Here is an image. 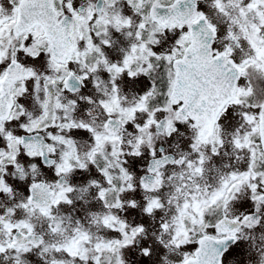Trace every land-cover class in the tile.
I'll use <instances>...</instances> for the list:
<instances>
[{
  "label": "flooded vegetation",
  "instance_id": "obj_1",
  "mask_svg": "<svg viewBox=\"0 0 264 264\" xmlns=\"http://www.w3.org/2000/svg\"><path fill=\"white\" fill-rule=\"evenodd\" d=\"M149 2L150 0L144 3L143 12H150L153 2ZM171 2L172 0H161V4L163 5H168ZM104 4L103 0L101 13L104 11ZM248 4L249 0H245L241 6H247ZM80 5L83 6L84 11L86 7L82 4ZM170 10H172L171 7L161 6L159 9L157 8V14L165 18L174 17V14L167 16ZM254 10L258 14L256 19L260 23V11L258 9ZM251 18L252 25L256 22L255 15ZM152 21V26L147 24L142 30L143 39L149 40L151 37L155 40V36L158 37V45L156 43H150L149 45L152 48H156L161 44L160 36H165V39H163L165 44L160 47L165 52L171 51L174 46L171 36L177 34V28H165L161 30L158 22ZM185 26L187 27V25ZM127 29L133 32L131 42L127 48H124V52L120 53L119 50H116L112 57L108 55L111 44L106 45L103 43L105 39H102L101 35H97L98 27L93 29L91 38L94 43L99 45L101 51L93 49L86 57H80L84 63L82 65L87 69L89 75L84 78L83 82L79 79L80 88L76 90L66 87L64 79H60L64 96H68L69 100L76 102V106H73L72 112L66 113V110L63 111L64 108H62V111L55 115V110L51 105L52 101L49 98V101H47V118L41 120L45 111L44 107L40 118L37 120L34 118L29 121L30 126L34 121H39L40 126L32 128L31 131L27 129L19 135L27 134L35 136L36 134H41L40 143L32 142L37 137H32L29 139L28 144H23L15 140V137L18 135H13L11 139L7 135L5 137L0 135V182L11 185L12 188L11 192L0 189V215H3L5 219H10L13 223L19 220H28L34 228L31 233H29L27 228H23L22 230L13 228L12 232L9 233L4 225L0 223V243L7 244L11 240H15L17 243V247H9L4 252H0V264H29V252L33 253L36 250H40L43 254V264H54V262L56 264H96L93 257L97 255L100 257L101 264H118L119 259H122L124 264H178V260L182 258L183 252L185 250L191 251V249L187 245L177 248L174 244L169 243L172 240L175 229L172 219L177 213V204H182L186 199H192L189 193L202 192L205 188L211 191L219 187L222 177L227 176L233 170L242 172L248 169L252 159L250 149L247 147L238 148L234 144L235 136H240L243 139L252 129V124L243 115V125L239 122H232L233 126H235V132L228 140L224 137L225 126L221 122L222 126L218 129V133L224 141L222 145L219 142L215 144L201 143L198 149H194L191 145L198 131L196 128L190 126L195 122L194 119L189 117L188 121L174 120V123L177 125L176 130L169 134L165 125L168 123L169 117L175 116V112L163 108L157 112H162L163 115L156 117L158 120H164L163 129L159 131L155 127L156 123H153L154 130L151 126L146 129L136 127L138 123L144 124L147 121L149 111L137 109L132 119H128V114L122 113L119 110L112 112L110 127L121 137L122 142H116V147L122 151H116L113 142L106 141L102 150L95 153V160L89 159V154L97 143L95 135L88 128L68 127L67 125L71 121H75L77 124L83 121L92 125L96 131L105 132V122L109 120V113L100 101L111 99L112 95L118 91L120 104L124 108H131L137 104L143 93L152 86V81H155L157 91L155 95L149 98V110L167 104L170 99L168 95V70L172 65L165 59L158 60L155 56H151L150 60L152 61L153 68L149 69L147 74L142 71L139 72L136 77L128 76L127 69L119 75H115L114 70L112 72L108 71L105 61L101 59L102 56L107 57L108 64L123 63L124 56L131 51V45L140 42L136 37V32L140 30L139 25L133 29L128 25ZM77 31L79 32V29ZM28 32L29 29L25 31V33ZM76 39L79 48H81L80 40H78L80 38L76 37ZM232 42L234 45L240 46V42ZM215 44L217 43L215 42ZM87 46L88 44L85 49ZM97 63H99V67L95 71H90L89 66ZM147 64L148 61L144 60L141 56L132 64V68H146ZM251 71L254 72L253 76L251 74L241 76L238 83L245 87L251 85L253 93L243 98V104L229 105L230 111L241 105L255 109L253 111L243 110L242 114L244 112L258 113L260 111L259 105L264 103V71L257 69L254 65H250L247 73H251ZM67 72L68 69H65L62 76H66ZM74 72L77 77L83 73L78 70ZM114 76L115 84L119 85L118 89L114 88ZM243 78L245 81L242 84L240 82ZM19 82L20 80L15 81L13 88ZM49 96H54L53 92ZM88 97H91V100ZM15 101L7 117H13L14 109L18 104L16 98ZM180 103H185V101L181 100ZM172 107L175 109L176 105ZM80 109H82V112L85 110L90 118L81 119L79 116L82 114ZM7 117L0 119V125L11 119ZM257 120H259V116H257ZM227 124L231 125L230 123ZM43 125H48V127H44ZM54 127L57 128L56 132H54ZM49 131L53 132L56 136L70 139L75 146V154L79 156L80 160L71 159V163L76 166L69 172L56 175L55 169L56 164L63 160L64 153L70 150L71 145L63 141L54 140L53 137L48 135ZM183 135L187 137V140L183 139ZM141 136H143L144 141L139 145V154H137L134 149H136L138 138ZM251 139L255 141L253 147L258 149L256 154V171L264 170V157H260L259 155V151L264 150V146L259 132L254 133ZM50 143L55 145V151H51L48 148ZM14 145L19 146V150H26L27 154L29 150L43 151L42 157L36 156L40 168V176L29 179L28 182L25 180L22 186L16 185L15 180L9 178L11 167L17 165L18 162L17 156H14ZM214 147L218 148L219 151L213 152ZM153 149H155L154 155ZM201 154L210 158L205 161L203 174L193 175L188 161L194 160L196 163H199ZM29 157L33 158V156ZM152 160L157 161L152 162ZM80 161L87 164V167H80ZM233 164L236 165L232 166ZM121 165L127 169L128 173L132 174L129 178H124L127 174L123 172ZM150 167L154 168L151 170ZM100 169H107V173L112 177V184L108 183L106 174L101 172ZM36 180L45 182L52 188H56L57 191L60 185L65 187L72 185V191L68 193L72 203L62 200L58 205H51V216L44 215L39 208H33L31 204L25 208L23 202L27 201L29 194L28 186ZM92 181H97V183L94 184ZM145 182L150 187L145 188ZM169 182L171 184H165ZM253 182L258 185L257 193L264 192V179L262 177L257 176ZM113 184L115 188L112 187ZM128 184H134L135 188H128ZM196 184L200 185V189H196ZM101 188L109 189L105 198L99 196ZM122 188L123 190H121ZM167 188L168 190L166 191ZM253 195L254 193L249 183L245 182L239 185L238 191H234V197L229 202L227 209L222 204L219 206L212 205L205 212V219L213 225L225 213L229 216L238 215L241 220L250 212L260 217V222L252 227H249L247 223L232 225L233 227L238 226L240 228V231L237 233L240 239H232L227 246L230 251L236 250L238 253L235 264H264V255H262L264 254V201L259 202L260 209L257 211L256 205L258 201L252 199ZM157 198L163 204V207L154 208L152 213H146L144 211L145 207L150 201H154ZM34 200L41 203H50L51 196L47 191L41 192L40 190H36ZM131 200L136 201L135 208L129 203ZM117 201L122 202V204L115 206ZM9 209L13 211H9ZM110 214H114L125 220L128 224L127 230L129 232L139 224L145 225L144 231L136 235L132 244L120 247L115 242L123 240V234L119 231V228L113 229L104 223V217ZM40 216L43 219V228L41 230L36 226L39 225L37 219ZM164 220H168L171 225L168 231L161 230L160 225ZM186 223L193 228L191 237L195 241L202 234L199 230L200 225L193 226L190 219L186 220ZM156 225L158 226V232L154 238L160 243V246L154 249L153 242L145 240H147V232ZM54 228L56 229L55 231L53 230ZM77 228L87 231L91 236V241H83L78 249L84 255L73 256L62 247L57 250L54 245L70 241L73 236L77 235L75 231ZM209 230L211 231L212 229ZM25 233L28 234L25 235ZM41 240L42 242H39ZM98 241H110L116 250L103 248L98 251L95 247ZM216 242L213 241L210 244H215ZM144 247L152 249V253L148 257H145L141 251ZM25 249L28 250L25 251ZM84 249H87V252H84ZM173 253L176 254L174 259L171 258ZM227 255V252H225V257ZM225 264H227V260Z\"/></svg>",
  "mask_w": 264,
  "mask_h": 264
},
{
  "label": "snow or ice",
  "instance_id": "obj_2",
  "mask_svg": "<svg viewBox=\"0 0 264 264\" xmlns=\"http://www.w3.org/2000/svg\"><path fill=\"white\" fill-rule=\"evenodd\" d=\"M9 2L12 4V10L3 16H0V42H2L3 35L6 31L9 35H12L13 29L19 33L23 31L25 27H31V25L24 24V18L26 15L30 14L31 9L38 2V0H9ZM45 2L52 6L56 16H66V13H63L62 8H55L54 0H45ZM193 3L196 5V0H193ZM178 4L179 0H172V2L168 5L161 4V0H153V5L150 12L147 14L142 13V15L145 16V19L140 21V30L136 32V37L140 42L133 43L131 45V51L124 56L123 63L108 64L107 57H101V59L105 61L109 72L114 70L115 75H119L120 73H123L125 69H127V74L131 77H136L141 71L147 74L149 69L153 68L152 61L150 60L151 56H155L158 60H167L169 64L172 65V67L168 70V95L170 98L168 103L158 106L156 109L149 110V98L155 95L157 91L155 81H152V86L143 93L137 104L133 105L131 108H124L120 104V96L118 91L112 95L111 99L100 101V103L104 105L105 110L109 113V120L105 122V132L96 131L92 125L84 123L83 121H80L79 124H77L75 121H71L67 125L68 127L88 128L95 135L97 143L89 154V159L93 161L95 160V153L102 150V147L106 141L113 142L114 149L116 151H122L116 147V142H122L121 137L114 129L110 127V121L112 118L111 113L117 110L121 111L122 113H127L128 119H132L134 117L137 109L149 111L147 121L144 124L138 123L136 125L137 128L141 129H146L153 123L159 125L160 120L156 119V112H158L161 108L174 111L175 116L169 117L168 123L165 125V128L169 134L176 130L177 125L174 123V120L188 121L189 117H192L195 122L190 126L198 130L197 135L193 138V143L191 145L194 149H198L201 143L215 144L216 142H219V144L222 145L224 141L220 137L218 129L222 126V123L227 124L231 117V111L228 106L232 104H243V98L253 93V87L251 85L245 87L239 84L238 81L241 76H245L247 74V69L250 65H254L257 69L264 71V0H249V4L247 6L241 7L242 14H246L245 8L258 9L260 11L261 21L259 24H252L251 32L248 31L245 25H241V29L246 32L247 39L251 48L254 49V52L253 54L244 56L240 59L234 56L235 49L231 41H236L237 43L239 42V37L234 32L228 31L227 34H225L223 29H220L221 39H228L230 42L223 45L215 44L218 29L217 25L209 19L208 12L205 7L207 0H204V2L195 6L191 15H187L186 17L184 13L179 14L181 18H177L176 16L169 18L158 16V5L174 8ZM210 6L211 5H209V7ZM215 6L220 11H225L223 0H215ZM68 10L73 15V22L80 24H83L87 20L91 19L92 14H94L96 11L94 6H90L88 9L89 15L86 17L80 10L71 4V0L68 2ZM56 16H53L52 19L55 20L56 25L61 26L60 30H62V20L56 19ZM148 18L157 21L161 30L165 28L180 29L178 35L173 34L171 36V39L174 41V46L171 51L165 52L160 46L156 48L149 46L150 43L158 44V37L155 38V40H153L151 37L149 40L143 39L142 30L146 27ZM97 19L102 20L106 24L111 22L104 19V17H97ZM200 21H204L206 23L209 33L212 37L210 41L201 40L200 33L193 27L195 24L200 23ZM33 23L39 24L40 22L33 21ZM118 23L130 25L131 17L119 20ZM185 25H187V30H185ZM105 31H107V29H105ZM35 35H42L39 27L36 28ZM44 35L47 36L49 40L55 41V37L48 35L47 33H44ZM97 35H99V33H97ZM79 37L80 39H84L83 31L79 33ZM24 41H26V43H22L19 46V48L23 49V51L20 52L21 56L25 57L29 62H34L44 58L40 49L33 48V37L25 34ZM87 42L88 47L84 50L79 48V44L74 38L72 41H67L65 46L59 50L50 44L47 49L43 50V52L45 54L49 52L51 53V56L48 57L51 62L50 66L56 71H60L61 68L66 67L68 61L70 60H79L81 56L86 57L93 49L101 51L99 45L93 42L90 34L88 36ZM103 43L110 45L111 41L105 39ZM0 51H2L4 55V59H0V69H2L0 70V96H3L4 94L6 82L9 83V86H11V82H9L8 69L12 67V64L18 65L23 69L22 75L25 79L36 77L37 82L39 81L40 73H37L35 67L32 66V63H29L26 66L25 64H22L20 60L16 59L15 56H13L12 64H8L6 62L7 50L4 49ZM73 53L75 54L74 56ZM141 56L144 60L148 61L147 67L133 69L132 64ZM89 67L90 71H95L99 67V63ZM193 73L198 75L200 79H195ZM230 73L231 75H229ZM75 74L76 73L73 70H68L66 76L60 77L61 79H64L66 87H70L68 80L72 75ZM88 75L89 72H83L82 75H79L77 78L81 79L83 82L84 78H86ZM50 79L52 83H55L54 78ZM182 81H187V83H182ZM113 82L114 88L118 89L119 85L115 84V76L113 77ZM19 91L20 90L18 89L17 92ZM23 91H28V88L24 86ZM193 91H198L199 95H193ZM15 96L16 93H13L12 98L7 101L9 108H11L12 104L16 102ZM88 99L91 100V97H88ZM181 100H184L185 103H180ZM47 103L48 102H45V111L41 117V120L47 118ZM173 105H176L175 109H173ZM56 107H64V105H61L57 99ZM197 107L202 109L203 113L195 111ZM259 108L260 111L258 113H243L245 119L250 124H252L251 131L247 133L243 139H241L240 136L234 137V144L236 147H247L252 153V159L248 169L242 172L233 170L227 176L222 177L219 187H216L211 191L205 188L202 192L197 191L189 193L192 199H186L182 204H177V213L172 219V224L175 225V229L172 240L169 243L174 244L177 248L181 247L182 245H187V247L191 249V251L185 250L183 252L182 258L178 260V264H225L226 260L227 264H235V260L238 258V253L236 250L230 251L228 248H226L223 252H216V250L213 249V251L210 253L208 251L210 242H224L229 239L239 240L240 237L237 235V233L240 231V228L238 226L233 227V224L238 225L247 223L249 227H252L260 222V217L255 216L251 212L245 215L243 220H241L240 216L238 215L229 216L227 213H225V215L218 219L214 225L205 219V212L212 205L219 206L222 204L223 207L227 209L229 202L234 197V191H238L239 185L245 182L249 183L253 190L254 195L252 199L258 201L256 205L257 211L260 209L259 202L264 201V192L257 193L256 190L258 185L253 182L257 176H260L262 179H264V170L256 171V154L258 149L253 147L255 141L251 139L254 133L259 132L261 136V142H264V103L259 105ZM5 116L6 114H0V119H3ZM257 116H259V120H257ZM7 118L10 119L11 117ZM53 123H55V121H53ZM39 126V121L32 122L31 126L29 124L23 125V127L29 131H31L32 128ZM43 126L48 127V125ZM2 127L3 125H0V128ZM7 135L10 139L13 136L11 132L7 133ZM48 135L53 137L54 140L63 141L71 145L70 150L64 153L63 160L56 164L55 169L56 175L69 172L76 166L71 163V159L75 158L78 161L80 160L79 156L75 154L76 149L74 144H72L70 139H65L63 136H56L51 131H49ZM23 139V136L15 137V140L21 143H23ZM143 141V136L138 138L137 147L134 149L137 154H139V145L143 143ZM48 148L51 151H55V145L51 143L48 145ZM218 151V148H213V152ZM154 154L155 149H153V155ZM28 155L33 157H42L43 151L29 150ZM259 155L260 157H264V150H260ZM209 158L210 157H206L204 154H201L199 157V163H196L194 160L188 161L193 175L203 174L205 161ZM80 167L86 168L87 164H85L83 161H80ZM121 168L123 172L127 174L124 177L125 179L132 175L131 173H128L127 169L123 168L122 165ZM100 171L106 174L108 183L112 184V177L107 173V169H100ZM92 183L95 184L97 181H92ZM112 187L115 188V185L113 184ZM127 187L135 188V185L128 184ZM144 187L148 188L150 185L145 182ZM195 187L196 189H200L199 184H196ZM0 189L6 190L8 192H11L12 190L11 185L3 182H0ZM28 190L29 194L27 196V201L23 202L24 207L27 208L29 204H31L33 208H39L41 213L46 216L52 215L51 205H58L62 200L72 203L71 198L68 196V193L72 191V185H68L67 187L60 185L59 190L57 191L56 188H52L45 182L36 180L28 186ZM36 190H40L41 192L47 191L51 196L50 203H41L40 201L34 200ZM121 190H123V188ZM108 191L109 189L107 188H101L99 191V196L101 198H105ZM129 203L133 208H135V200H131ZM121 204L122 202L117 201L115 206H120ZM160 207H163V204L160 203L157 198L154 201H150L145 207L144 211L146 213H152L154 208ZM9 211L13 210L9 209ZM188 219L191 220L193 226L197 224L200 225L199 230L202 234L197 237L195 241H193L191 237L193 228L190 227L188 223H186V220ZM0 223L4 225L9 233L12 232L13 228L20 230L27 228L29 233L33 232L34 230L33 225L30 224L28 220H19L13 223L10 219H5L3 215H0ZM104 223L110 228H119V231L123 234L124 239L117 240L115 243L120 247L132 244L136 235L140 232H143L145 228L144 224H139L138 226L134 227L131 232H129L127 230V222L114 214L105 216ZM170 226L171 225L168 220H164L160 225L162 231H168ZM209 229L212 230L210 231ZM53 230L55 231L56 229L54 228ZM75 231L77 235L73 236L70 241L54 246L57 248V250H59L61 247L66 249L73 256H83V252L78 251V249L80 248L83 241L90 242L91 236L87 231H82L79 228L75 229ZM27 234L28 233H25V235ZM39 242H42V240ZM9 247H17L16 241L11 240L7 244L0 243V252H4L6 248ZM95 247L98 251L102 250L103 248L116 250L113 246V243L110 241H98L95 244ZM27 250L28 249H25V251ZM141 251L145 257H148L152 253V249L150 247H144L141 249ZM84 252H87V249H84ZM225 252L228 254L227 257H225ZM84 258L87 259L86 256H84ZM93 259L96 261V264H101L99 255L93 257ZM54 264H56V262H54ZM118 264H124V261L119 259Z\"/></svg>",
  "mask_w": 264,
  "mask_h": 264
},
{
  "label": "rangeland",
  "instance_id": "obj_3",
  "mask_svg": "<svg viewBox=\"0 0 264 264\" xmlns=\"http://www.w3.org/2000/svg\"><path fill=\"white\" fill-rule=\"evenodd\" d=\"M149 0H104V11L101 14H97L96 11L94 14H92L91 19L87 20L83 24L75 23V35L78 38L79 33L83 31L84 33V39H78L80 40L79 43L81 45V50H84L86 45L88 44V36L89 34L92 35L93 29L95 27H98L99 30L97 33L101 35L102 39H107L111 41V48L108 55L114 56V53L116 50H119L120 53L124 52V48H127L128 44L131 42V39L133 37V32H130L128 28V25L120 24L118 23L119 20L126 19L128 17H131V24L129 25L132 29L139 25L141 20L145 19V16L143 14H147L146 12H143V6L144 3L148 2ZM163 1V0H162ZM68 2L69 0H54L55 8L56 9H63V13H72L68 10ZM95 2L96 0H71V4L75 6L78 9V5L82 4L86 8L84 11H81L84 16H88L89 12L88 9L90 6H94L95 8ZM152 3L153 0H150ZM149 2V3H150ZM204 2L202 0L199 3ZM245 0H223L225 11H220L215 6V0H207V4L205 5L206 10L208 12L209 19L217 25V37L215 42L217 44H227L230 41L228 39H221L220 35V29H223V32L227 34L228 31L234 32L239 37L240 46H236L233 44V47L235 49L234 56L238 59L243 58L244 56L251 55L254 52V49L251 48L249 41L247 39V34L245 31L241 29V25H245L249 32H251V20L255 15V21L254 23L258 24L259 20L256 19L258 17L256 10L254 9H245L246 14H242L241 7L246 6L242 5ZM209 5H211L209 7ZM96 9V8H95ZM12 10V4L9 2V0H0V16L5 15L6 13H9ZM62 15H59L61 17ZM97 17H104V19L111 21L110 23H104L102 20H98ZM148 25H153V21L151 18H148ZM39 27L41 30L42 35L36 36L35 30ZM153 28V27H152ZM79 29V32L77 31ZM107 29V31H105ZM185 30H187V27L185 26ZM180 29L177 28V35L179 33ZM27 34L30 37H33V48L34 49H40L42 51L43 59L36 60L34 62H29L27 59L20 55V52L23 51V49L19 48V46L22 43H26L24 41V35ZM169 34V33H168ZM94 35V33H93ZM80 38V37H79ZM155 38H157L155 36ZM165 39V36H160L161 44L160 46H164L165 42H163ZM51 44L50 40L47 38V36L44 35V31L41 28V26H35L29 30L28 33H23L19 36H17L14 32V29L12 30V35H9L6 31L3 35L2 42H0V50H7V56H6V62L9 64V62L13 59V56H15L16 59L20 60L22 64H25L26 66L29 63H32V66L35 67V70L37 73H40L39 81L37 82L36 77H31L30 79H25L22 75V78L19 82V84L13 88V85L11 86L12 95L13 93H16V100L18 102L17 107L14 109V115L13 117L8 120L7 122L2 123V128H0V135L6 136L7 133L11 132L13 135H20L21 133L25 132L27 129L23 127L24 124H29V121L33 120L34 118L37 120L41 117L43 114V110L45 107V102L52 101L51 105L52 108L55 110V115L59 114L62 111V108H64L63 111L66 110V113H70L73 110V106H76V102L69 100L68 96H64L62 86L60 85V77L65 72V69H73L74 71L78 70L80 72H87V69L84 67V64L81 60H70L68 61L66 67H63L60 69V71H56L53 67L50 66L51 62L48 59L49 56H51V53H44L43 50L47 49L49 45ZM100 44V42H99ZM156 45H158L156 43ZM88 47V46H87ZM167 48V47H166ZM19 49V50H18ZM75 54L73 53V56ZM0 59H4L3 52L0 51ZM2 70V69H0ZM248 75L251 74L253 76L254 72L251 71V73H247ZM50 78L55 79V83L51 82ZM243 81V82H242ZM245 79L243 78L240 83H244ZM88 82V79H87ZM26 86L28 88V91H23V87ZM88 88V85H87ZM20 90L17 92V90ZM50 92H53L54 96H49ZM59 100L61 105H64V107H56V101ZM67 106H66V105ZM76 108V107H75ZM243 110H255L251 109L249 107H246L244 105L235 107L231 111V117L228 121L229 124H224V137L228 140L229 137H231L235 130L234 124H232L233 121L236 123H242L244 124L243 119ZM82 112V109H80ZM163 113H157L156 117L162 116ZM81 119H89V115L85 112H82L81 115H79ZM157 119V118H156ZM152 129L154 130V125L151 124ZM54 132H56L57 128L54 127ZM8 136V135H7ZM183 139L187 140V137L183 135ZM19 146L14 145V156H17V165L11 167V172L9 174V178L11 180H15V184L18 186H22L26 180V182L29 181V179H33L36 176H40V168L38 166V160L37 157H29L26 150H19ZM236 164H233L232 166H235ZM8 166V165H7ZM11 176V177H10ZM165 184H171L165 183ZM168 188L166 189V191ZM240 209V207H239ZM35 216V214H33ZM36 217V216H35ZM39 225H36L39 230L43 228V219L40 216L38 219ZM158 232V226H154V228H151L150 231L147 232L145 241L153 242V248L157 249L160 246V243L156 241V238L154 236H157ZM148 243V242H147ZM163 247V246H162ZM176 256L175 253L172 254L171 258L174 259ZM44 256L40 252V250H36L33 253L29 252V264H43Z\"/></svg>",
  "mask_w": 264,
  "mask_h": 264
},
{
  "label": "water",
  "instance_id": "obj_4",
  "mask_svg": "<svg viewBox=\"0 0 264 264\" xmlns=\"http://www.w3.org/2000/svg\"><path fill=\"white\" fill-rule=\"evenodd\" d=\"M196 3H197V0H196ZM102 4H103L102 0H98L96 3V8H97L98 13L101 12ZM195 6L196 5H194L193 0H179V4L176 7H174V10H172V12H169L167 16H170V14H175V16H177L178 18H181L179 14L184 13L186 17L187 15H191ZM79 9L82 10L83 7L80 6ZM53 16H56V13L53 11L52 6L47 4L45 0H38V2L31 9L30 14L25 16L24 24L31 25L30 28H32L35 25H41L45 33L55 37V41H51V40L50 41H51V44L59 50L65 46L67 41H72L75 38L73 16H71L70 14H66V16L63 15L60 18L63 24L62 30H60L61 26L56 25L55 20L52 19ZM56 19H57V16H56ZM33 21H39L40 23L35 24L33 23ZM193 27L200 33L201 40L210 41L212 39L209 33V30L207 28V25L204 21H200V23L195 24ZM26 29H28V27H25L24 30ZM58 55H59V51H58ZM10 64H12V62ZM21 70L22 68H20L18 65L12 64V67L8 69L9 82L12 83L15 79L21 77ZM229 75H231V73ZM193 76L195 79H200V77L196 75L195 73H193ZM182 83H187V81H182ZM68 84L70 85V88H72L73 90L80 88L78 78H76L75 75L71 76V78L68 80ZM9 87H10L9 83L6 82L4 94L3 96H0V102H2L0 103V114H6V116L10 110V108L8 107V103H7V101L11 99L10 94H9ZM192 94L196 96L199 95L198 91H193ZM195 111L203 113V110L198 107L195 109ZM163 124H164V120L162 119L160 120L159 125L156 124V129L158 131L162 130L164 126ZM32 137H37V139H33L32 142L40 143V137L42 136L41 134H36L35 136H29L27 134L23 135V138H24L23 144H28L29 139H31ZM262 143L264 146V142ZM155 161L157 160H152V162H155ZM150 168L152 170V168L154 167H150ZM231 241L232 239H229L224 242L217 241L215 244H210L208 251L211 253L213 249H215L216 252H223L227 248V246L230 244Z\"/></svg>",
  "mask_w": 264,
  "mask_h": 264
}]
</instances>
